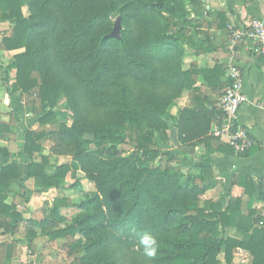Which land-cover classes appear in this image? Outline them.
I'll return each instance as SVG.
<instances>
[{"label": "trees", "instance_id": "trees-1", "mask_svg": "<svg viewBox=\"0 0 264 264\" xmlns=\"http://www.w3.org/2000/svg\"><path fill=\"white\" fill-rule=\"evenodd\" d=\"M199 5L200 0H0V21L12 25L3 48L24 50L6 68V74L16 71L13 84L5 78L7 91L32 97L40 126L26 132L19 161L0 148V157L11 160L0 169L1 229L13 235L25 224L29 248L35 229L51 241L71 240L65 246L71 264H222V253L225 264H234L238 249L250 253L251 264H264V217L253 208L255 181L240 178L246 208L240 198L226 207L202 199L212 187L211 154L248 157L258 148L253 143L237 154L212 133L224 117L211 98L229 87L222 81L223 67L184 69L186 47L197 48L190 8ZM115 16L121 17L120 39L109 37ZM199 77L211 95L196 86ZM185 91L191 106L173 116ZM63 96L73 113L70 124L57 115ZM173 129L181 156L199 146L206 151L186 174L179 156L158 148V138L167 141ZM9 131L0 124L1 134ZM126 145L131 152L123 150ZM53 156L69 157L95 193L79 203L57 198L43 219L25 220L7 202L15 184L23 190L18 197L28 201L21 163L39 193L79 186L66 182L73 175L71 163L47 174ZM63 209L76 212L69 219ZM218 227L221 239L214 237ZM231 228L245 238L228 237ZM146 233L159 244L152 259L140 246Z\"/></svg>", "mask_w": 264, "mask_h": 264}, {"label": "crops", "instance_id": "crops-1", "mask_svg": "<svg viewBox=\"0 0 264 264\" xmlns=\"http://www.w3.org/2000/svg\"><path fill=\"white\" fill-rule=\"evenodd\" d=\"M190 13L191 20L196 25V28L191 29L190 36L195 40L197 48L186 47L184 69L189 70L193 67L199 70L212 69L216 65H220L225 70L222 77L223 82H228L227 70L230 67L234 66L241 69L244 78L243 91L247 96L248 102L241 107L237 123L248 132L258 148L254 154L248 157L225 155L219 152L211 154L212 170L209 182L212 187L204 194L202 199L204 201L222 202L223 206L226 207L230 199L240 198L244 201V207L246 208L248 196L245 195L244 188L240 185V178H252L257 185L253 208L260 216L264 217V199H262V194L264 195V56L256 46L246 42L238 43L232 51L230 49L229 32L230 30L232 31V27L240 26L245 19L255 18L264 22V0H200V5L196 8H190ZM220 15H222V18H220ZM11 31L12 25L9 22L0 21V89L5 90L0 93V124L7 125L10 130L6 133H0V148L8 149L14 158L17 159V155L23 147L26 132L29 130L37 131L40 126L38 117L30 105L32 97L19 94L13 95L7 91L8 84L5 78H8L10 85L13 84L16 80V71L12 70L6 74V68L15 55L24 51H7L3 48L2 39L5 35H10ZM202 42H206L204 43V48L206 49L203 48ZM196 82L197 87H201L205 93L211 95L210 89L204 84L201 77ZM211 98L214 101V105L218 106L220 96L212 95ZM190 106L191 96L188 91H185L175 101L171 114L176 116L179 110ZM215 127L216 124L213 125L212 130ZM14 142L19 143V151L15 152L12 150L11 145ZM205 153V148L199 146L193 155L186 158L182 157L184 160L188 159L189 161L196 159L197 163L201 161ZM10 163L11 160L0 157V169L2 165L5 166ZM70 163L73 169L78 168L72 160ZM58 164L62 163H53L51 161L50 167L46 169L47 174L54 175ZM25 168L26 165L21 163V185L26 189L28 201H22L18 197L19 192L22 193L23 190L15 184L12 187L13 191L9 193L7 202L10 205L16 204L17 212L21 214L23 219L41 220L47 212L46 209L51 205L48 204L47 208L43 210L41 219L26 218L23 212L20 211V207L28 206L34 196H46L54 191L60 194L67 192L69 188L64 191L52 189L46 193H39L35 189L34 181L25 179ZM78 173L82 172L78 170ZM76 181L79 182L78 180ZM28 183L32 184V189L28 187ZM71 185L68 184V187ZM64 197L68 198L67 196H57L55 199ZM46 204L47 202L44 203V205ZM64 210L67 209L62 210L63 215H65ZM21 232L24 233V237L20 236ZM35 232L37 235L29 248L25 224L21 225L13 235L6 233L4 229L0 228V264H44V259H42V263L37 262V258L43 255L46 257L58 255L61 259L64 258L65 261L70 260L69 264L72 263L73 259L68 254V248L65 247L71 240L58 239L51 241L48 237L43 236L38 229H35ZM226 235L237 240H243L246 236L244 232L235 228L227 229ZM214 237L217 239L222 238L220 227L217 228ZM59 242L63 243V248L52 251L50 247ZM219 259L222 264H225L223 253L219 256ZM233 263L251 264L250 253L242 249L236 250ZM50 264L56 263L51 261Z\"/></svg>", "mask_w": 264, "mask_h": 264}, {"label": "built area", "instance_id": "built-area-1", "mask_svg": "<svg viewBox=\"0 0 264 264\" xmlns=\"http://www.w3.org/2000/svg\"><path fill=\"white\" fill-rule=\"evenodd\" d=\"M231 46L233 51L238 43L246 42L256 46L264 56V22L255 18L245 19L240 26L231 28ZM229 87L220 97L218 107L224 117L220 126H216L212 133L222 142L230 145L237 154L247 152L253 145V140L246 130L235 127L238 114L243 105L248 102L243 91V73L238 67L227 70Z\"/></svg>", "mask_w": 264, "mask_h": 264}, {"label": "rangeland", "instance_id": "rangeland-1", "mask_svg": "<svg viewBox=\"0 0 264 264\" xmlns=\"http://www.w3.org/2000/svg\"><path fill=\"white\" fill-rule=\"evenodd\" d=\"M25 12L27 15L29 14L28 8H25ZM117 18H118L117 16L112 18L113 23H115ZM121 31H122V26H121ZM3 91H5V90L0 89V93H3ZM67 105H68L67 100L63 96V98L60 101V104L58 106V109H57V115H58V118H60V120L65 121L68 124H70L73 120V113L68 108ZM27 122H29V121H27ZM167 134L169 136V139L167 141L163 142V141L159 140V138H158V148H160L164 151H168L171 154L179 156L180 165H181L183 172L185 174L188 173L189 171L192 170V166H193L192 164L196 163V159H194L195 161L193 159H191L192 161H189L188 159L184 160L183 157L179 154L178 146L174 145V143L172 141V137H171L172 134H170V131ZM50 146H51L50 143H47L45 145V147H46L45 153L49 152ZM11 148L15 152L19 151V149H20L19 143L14 142L13 145H11ZM122 148L125 152H131L132 151L130 145L123 146ZM51 161L53 163H64V162L70 163L71 159L69 157H53ZM78 170H79V168L73 169V172H74L73 175L72 176L69 175V177L67 178V182L69 185L73 184L75 182V180L79 181L78 182L79 186L77 189H72V190L69 189L67 192H62L60 194H57L54 191L52 193L47 194L46 196H34L28 206H25V207L21 206L20 207V211L23 212V214L26 218L30 217V218H35V219H41L43 217V212H44L43 210L45 208H47V205H44V203L47 202V204L51 205L57 196H67L71 202H75V203L82 202L87 197H91L95 193L94 185L92 183H90L89 181H87L84 178V175L82 173L77 174ZM28 187L30 189H32V184L28 183ZM63 212L70 219L72 217V215L75 214L76 210L75 209H69V210H64ZM20 236L24 237V233L21 232ZM62 244H63L62 242H59L50 248L52 251L59 250L60 248L61 249L63 248ZM42 259H44V264H50L51 261H53V262L55 261L56 264H69V262H70V260L65 261L64 258L61 259L58 255L57 256H51V257H46L45 255H43L42 257L37 258V262L42 263L43 262Z\"/></svg>", "mask_w": 264, "mask_h": 264}, {"label": "clouds", "instance_id": "clouds-1", "mask_svg": "<svg viewBox=\"0 0 264 264\" xmlns=\"http://www.w3.org/2000/svg\"><path fill=\"white\" fill-rule=\"evenodd\" d=\"M140 246L143 248L144 255L152 259L157 254L159 244L155 236L146 233L140 237Z\"/></svg>", "mask_w": 264, "mask_h": 264}, {"label": "water", "instance_id": "water-1", "mask_svg": "<svg viewBox=\"0 0 264 264\" xmlns=\"http://www.w3.org/2000/svg\"><path fill=\"white\" fill-rule=\"evenodd\" d=\"M120 32H121V17H118L114 23L113 31L109 37L113 38V39H120L121 38ZM171 134H172L171 137H172V141H173L174 145L178 146L179 143L177 140L176 129H173Z\"/></svg>", "mask_w": 264, "mask_h": 264}]
</instances>
